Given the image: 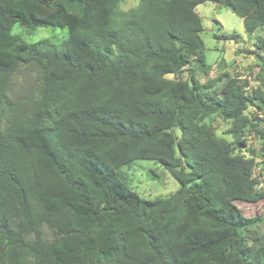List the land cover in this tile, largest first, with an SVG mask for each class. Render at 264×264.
I'll use <instances>...</instances> for the list:
<instances>
[{
    "label": "trees",
    "instance_id": "trees-1",
    "mask_svg": "<svg viewBox=\"0 0 264 264\" xmlns=\"http://www.w3.org/2000/svg\"><path fill=\"white\" fill-rule=\"evenodd\" d=\"M122 1L0 0V264H264L262 217L240 206L264 198L244 134L256 131L264 158V0ZM207 1L263 33L261 85L197 78L211 70L196 11ZM15 24L69 35L29 43ZM32 67L35 88L18 92ZM213 115L233 140L215 134ZM140 159L179 189L142 198L122 170Z\"/></svg>",
    "mask_w": 264,
    "mask_h": 264
},
{
    "label": "rangeland",
    "instance_id": "rangeland-1",
    "mask_svg": "<svg viewBox=\"0 0 264 264\" xmlns=\"http://www.w3.org/2000/svg\"><path fill=\"white\" fill-rule=\"evenodd\" d=\"M139 0H123L120 4L121 9L129 10L138 4ZM196 11L202 18L203 31L201 33L202 40L205 44V54L207 63L211 66L209 74H205L197 70V78L199 81L206 83L214 80L213 88L217 89L221 86L225 75L241 76L251 81V89L261 85V81L256 79L260 73V61L257 56V44L262 36L260 30L252 34L245 31L243 19L232 12L230 9L222 7L214 2L207 1L197 5ZM13 33L19 34L29 43L37 42L42 39H48L55 44H59L68 38V28L42 26L37 27L33 31L15 24ZM229 34L233 39L217 38L215 35ZM193 67V65H192ZM21 75L16 81L15 89L19 92H26L36 86L37 72L35 67L29 70L22 69ZM170 78L172 76L169 75ZM184 78H189V70L183 74ZM255 109L250 107L246 110V114L254 120ZM264 117V114H260ZM212 125L214 132L219 137L233 140L229 133L231 127L230 121L223 120L218 115H213L207 119ZM255 121V120H254ZM245 137L250 141L249 146L255 149L258 173H260L261 186L264 189V158H262L260 150V141L254 129L249 127L245 130ZM125 181L135 190L142 198L154 200L157 197L168 196L180 187V183L166 171L162 165L153 160L140 159L130 166L122 168ZM246 216L262 217V222L256 227L257 231H264V198L257 203L240 204ZM53 237L52 231L44 226V238L49 241ZM228 238L221 237L219 245H225Z\"/></svg>",
    "mask_w": 264,
    "mask_h": 264
},
{
    "label": "built area",
    "instance_id": "built-area-1",
    "mask_svg": "<svg viewBox=\"0 0 264 264\" xmlns=\"http://www.w3.org/2000/svg\"><path fill=\"white\" fill-rule=\"evenodd\" d=\"M250 141V140H249ZM257 175H260V173H258V166H254V171H253V176H257ZM261 186V183L259 184V187Z\"/></svg>",
    "mask_w": 264,
    "mask_h": 264
}]
</instances>
